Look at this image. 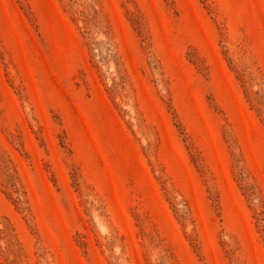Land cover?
I'll return each instance as SVG.
<instances>
[{
    "label": "rangeland",
    "instance_id": "374dc122",
    "mask_svg": "<svg viewBox=\"0 0 264 264\" xmlns=\"http://www.w3.org/2000/svg\"><path fill=\"white\" fill-rule=\"evenodd\" d=\"M0 264H264V0H0Z\"/></svg>",
    "mask_w": 264,
    "mask_h": 264
}]
</instances>
